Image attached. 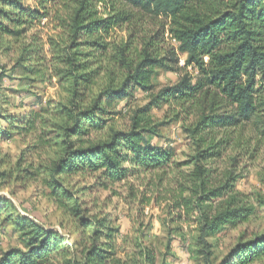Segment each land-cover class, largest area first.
<instances>
[{"label": "trees", "instance_id": "trees-1", "mask_svg": "<svg viewBox=\"0 0 264 264\" xmlns=\"http://www.w3.org/2000/svg\"><path fill=\"white\" fill-rule=\"evenodd\" d=\"M129 7L168 21L177 51L185 56L180 66L185 73L135 109L129 127L118 129L108 124L116 102L135 89L152 90L155 69L171 68L166 58L153 54L162 33L150 35L142 48L133 46L131 33L117 37L133 21ZM54 17L55 32L46 41L47 69L63 96L49 98L38 111L3 114L0 137L13 133L10 128L39 131L37 146L52 154L46 167L51 194L78 217L84 230L91 227V233L70 240L19 215L12 223L24 250L5 251L0 264L120 263L113 242L116 229L105 218L84 217L82 203L63 180L76 173L99 172L104 181L116 182L174 164L172 148L151 143L165 123H153V106H166L174 120L192 117L183 127L194 151L174 164L191 168L173 206L187 215L196 213L201 253L204 247L209 250L208 237L246 222L258 205H264L261 192L235 188L241 159L254 158L264 140V0H0L2 34L20 35ZM40 50L33 37L26 59ZM22 67L42 74L35 64ZM261 183L264 191V178ZM7 206L0 199V213ZM243 237L216 264H249L264 255V231ZM210 254L205 264H213ZM143 256L154 263L152 250Z\"/></svg>", "mask_w": 264, "mask_h": 264}, {"label": "rangeland", "instance_id": "rangeland-1", "mask_svg": "<svg viewBox=\"0 0 264 264\" xmlns=\"http://www.w3.org/2000/svg\"><path fill=\"white\" fill-rule=\"evenodd\" d=\"M129 9L134 15L133 21L118 31L117 37L126 38L131 33L133 46L142 48L143 41L150 35L162 33V41L155 46L153 54L166 58L165 63L171 68L155 69L151 79L152 90L135 89L130 97L116 102V113L108 124L118 129L129 127L135 109L145 106L152 94L173 85L185 73L184 69H180L185 56L177 51L178 43L167 29L168 21L131 7ZM55 19L45 18L37 27L20 35L2 34L0 31V116L38 111L39 106L46 105L49 98L63 96L55 79L48 77L47 69L50 52L46 41L55 32ZM33 37L42 50L26 59L25 50L31 46ZM34 64L41 68L43 77L22 67L29 68ZM187 70L192 72L190 67ZM150 114L153 123L165 122L159 126L158 135L150 138L151 143L172 148L174 164L187 160L194 146L183 125H187L192 117L185 121L174 120L172 112L164 105L153 106ZM3 124L0 119V126ZM9 131L13 133L0 137V199L8 203L6 212L0 213V258L8 250H24L19 232L12 223L19 215L57 230L63 238L71 240L89 236L91 227L84 230L78 217L61 207L51 194L47 184L50 175L46 167L52 154L48 149L37 146L39 131L25 132L14 128ZM174 164L164 169L129 175L116 182L104 181L99 172L76 173L64 178L63 186L73 191L82 203L84 217L105 218L116 229L113 242L119 264H149L143 256L147 249L154 253L153 264H205L208 252H211L209 260L216 264L243 236L246 239L264 231V205H258L254 215L246 222L227 226L216 236L208 237L209 250L204 247L205 251L201 253L203 247L197 241L199 231L194 221L196 213L187 215L183 209L173 206L184 174L191 167H176ZM32 172L35 174L31 175ZM237 172L241 175L235 182L237 190L264 195V191H260L263 186L261 179L264 178V140L254 158L241 159ZM77 258L80 260L78 255ZM54 264L60 262L55 261ZM79 264L87 263L80 260ZM249 264H264V255Z\"/></svg>", "mask_w": 264, "mask_h": 264}]
</instances>
